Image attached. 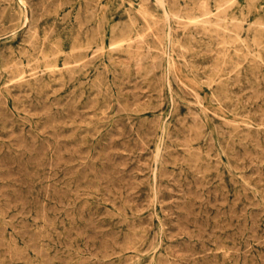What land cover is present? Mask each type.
<instances>
[{"label":"rangeland","instance_id":"rangeland-1","mask_svg":"<svg viewBox=\"0 0 264 264\" xmlns=\"http://www.w3.org/2000/svg\"><path fill=\"white\" fill-rule=\"evenodd\" d=\"M125 1L0 0V264H264V0Z\"/></svg>","mask_w":264,"mask_h":264},{"label":"bare ground","instance_id":"bare-ground-1","mask_svg":"<svg viewBox=\"0 0 264 264\" xmlns=\"http://www.w3.org/2000/svg\"><path fill=\"white\" fill-rule=\"evenodd\" d=\"M50 1V0H49ZM57 1V0H56ZM127 1V0H126ZM125 1V2H126ZM174 1V0H173ZM215 1V0H214ZM232 1V0H231ZM234 1V0H233ZM252 1V0H251ZM7 2V1H6ZM39 2V1H38ZM123 2V1H122ZM142 2V1H141ZM165 2V1H164ZM176 2V1H175ZM192 2V1H191ZM197 2V1H196ZM52 3H53V1H52ZM51 3V4H52ZM70 3V2H69ZM92 3V2H91ZM129 3V2H128ZM127 3V4H128ZM213 3V2H212ZM232 3V2H231ZM231 3H229V4H231ZM39 4H41V3H39ZM54 4V3H53ZM88 4H89V1H88ZM93 4V3H92ZM168 4V3H167ZM180 4V3H179ZM192 4V3H191ZM214 4H216V3H214ZM221 4V6H222V4H224V6H225V3H219V5ZM228 4V3H227ZM251 4V3H250ZM50 5V4H49ZM54 5H56V4H54ZM178 5V4H177ZM193 5V4H192ZM48 6V5H47ZM46 6V7H47ZM108 6V5H107ZM138 6V5H137ZM175 5H173V7H174ZM185 6V5H184ZM200 6V5H199ZM227 6V5H226ZM28 7V6H27ZM38 7V6H37ZM63 7V6H62ZM79 7V6H78ZM131 7V6H130ZM170 7V6H169ZM207 7V6H206ZM220 7V6H219ZM253 7V6H252ZM34 8V7H33ZM55 8V7H54ZM129 8V7H128ZM127 8V9H128ZM180 8V7H179ZM195 8H198V7H195ZM216 8V7H215ZM221 8V7H220ZM222 8H223V6H222ZM44 9V8H43ZM102 9V8H101ZM105 9V8H104ZM103 9V10H104ZM108 9V8H107ZM117 9V8H116ZM125 9V8H124ZM133 9V8H132ZM186 9V8H185ZM199 9V8H198ZM218 9V8H217ZM230 9V8H229ZM257 9V8H256ZM53 10V9H52ZM86 10V9H85ZM93 10V9H92ZM167 10V9H166ZM182 10V9H181ZM219 10V9H218ZM217 10V11H218ZM44 11V10H43ZM51 11V10H50ZM69 11V10H68ZM139 11V10H138ZM189 11V10H188ZM192 11V10H191ZM194 11V10H193ZM202 11V10H201ZM47 12V11H46ZM81 12V11H80ZM86 12V11H85ZM187 12V11H186ZM256 12V11H255ZM41 13V12H40ZM104 13V12H103ZM117 13V12H116ZM132 13V12H131ZM145 13V12H144ZM185 13V12H184ZM201 13V12H200ZM209 11L207 10V9H205L203 12H202V14H204V15H209ZM66 14H67V11H66ZM85 14V13H84ZM93 14V13H92ZM137 14V13H136ZM176 14V13H175ZM178 14V13H177ZM219 14H222V13H218V15ZM102 15V14H101ZM130 15V14H129ZM162 15V14H161ZM173 15V14H172ZM191 15H195V14H191ZM33 16V15H32ZM70 16V15H69ZM83 16V15H82ZM85 16V15H84ZM88 16V15H87ZM91 16V15H90ZM97 16V15H96ZM138 16V15H137ZM174 16V15H173ZM172 16V17H173ZM184 16H186V15H184ZM196 16H198V15H196ZM210 16H211V14H210ZM217 16V15H216ZM224 16V15H223ZM223 16H221V17H223ZM225 16H226V14H225ZM47 17V16H46ZM80 17V16H79ZM127 17V16H126ZM144 17H145V15H144ZM180 17V16H179ZM191 17V16H190ZM252 17V16H251ZM30 18V17H29ZM66 18V17H65ZM74 18V17H73ZM83 18V17H82ZM85 18H86V16H85ZM134 18V17H133ZM174 18V17H173ZM195 18H198V17H195ZM217 18V17H216ZM231 18V17H230ZM35 19H38V18H35ZM89 19H91V18H89ZM146 19V18H145ZM164 19H165V17H164ZM180 19V18H179ZM192 19V18H191ZM202 19V18H201ZM33 20H34V18H33ZM69 20V19H68ZM101 20H102V18H101ZM182 20V19H181ZM188 20V19H187ZM186 20V21H187ZM195 20V19H194ZM199 20V19H198ZM215 20V19H214ZM219 20H222L221 18L219 19ZM225 20V19H224ZM224 20H223V22H224ZM229 20V19H228ZM77 21V20H76ZM75 21V22H76ZM85 21V20H84ZM98 21V20H97ZM96 21V22H97ZM129 21H130V19H129ZM147 21V20H146ZM176 21V20H175ZM204 21V20H203ZM232 21V20H231ZM237 21V20H236ZM101 22H103V21H101ZM126 22V21H125ZM132 22V21H131ZM188 22V21H187ZM190 22V21H189ZM192 22H193V20H192ZM210 22V21H209ZM228 22H230V21H228ZM233 22H234V19H233ZM238 22V21H237ZM250 22V21H249ZM252 22H254V21H252ZM34 23V22H33ZM88 23H89V21H88ZM94 23V22H93ZM118 23V22H117ZM127 23V22H126ZM143 23V22H142ZM200 23V22H199ZM204 23V22H203ZM220 23H221V21H220ZM254 23H256V22H254ZM31 24V23H30ZM77 24V23H76ZM87 24V23H86ZM98 24V23H97ZM101 24H103V23H101ZM115 24V23H114ZM119 24V23H118ZM124 24V23H123ZM123 24H121L122 26H123ZM141 24V23H140ZM165 24V23H164ZM189 24V23H188ZM197 24V23H196ZM200 24H202V23H200ZM210 24V23H209ZM208 24V25H209ZM38 25V24H37ZM95 25V24H94ZM203 25V24H202ZM222 25V24H221ZM228 25V24H227ZM232 25V24H231ZM230 25V26H231ZM96 26V25H95ZM110 26V25H109ZM152 26V25H151ZM204 26V25H203ZM213 26V25H212ZM215 26V28H216V25H214ZM233 26V25H232ZM253 26V25H252ZM26 27V26H25ZM33 27V26H32ZM87 27V26H86ZM116 27H117V25H116ZM132 27V26H131ZM170 27V26H169ZM181 27V26H180ZM183 27V26H182ZM181 27V28H182ZM193 27V26H192ZM206 27H207V25H206ZM205 27V28H206ZM225 27V26H224ZM255 27V26H254ZM31 28V27H30ZM29 28V29H30ZM48 28H49V26H48ZM90 28V27H89ZM88 28V29H89ZM97 28V27H96ZM111 28V27H110ZM124 28V27H123ZM200 28H201V26H200ZM213 28V27H212ZM221 28V27H220ZM227 28V27H226ZM126 29V28H125ZM128 29V28H127ZM135 29V28H134ZM149 29V28H148ZM154 29V28H153ZM152 29V30H153ZM184 29V28H183ZM223 29V28H222ZM28 30V29H27ZM52 30V29H51ZM57 30V29H56ZM61 30V29H60ZM79 30V29H78ZM91 30V29H90ZM113 30V29H112ZM116 30V29H115ZM118 30V29H117ZM116 30V31H117ZM144 30V29H143ZM120 31V30H119ZM131 31V30H130ZM136 31V30H135ZM162 31V30H161ZM172 31H173V29H172ZM187 31V30H186ZM207 31V30H206ZM126 32V31H125ZM124 32V33H125ZM155 32H157V30L155 31ZM163 32H165V31H163ZM224 32H225V30H224ZM35 33V32H34ZM53 33V32H52ZM55 33V32H54ZM150 33V32H149ZM158 33V32H157ZM161 33V32H160ZM215 33H216V31H215ZM222 33V32H221ZM227 33H229V32H227ZM254 33V32H253ZM37 34H38V32H37ZM94 34V33H93ZM126 34V33H125ZM151 34V33H150ZM194 34V33H193ZM207 34H209V33H207ZM224 34V33H223ZM222 34V35H223ZM28 35V34H27ZM26 35V37H28ZM51 35V34H50ZM116 35V34H115ZM143 35V34H142ZM154 35H156V34H154ZM183 35V34H182ZM245 35V34H244ZM31 36H32V34H31ZM49 36V35H48ZM48 36H46V37H48ZM137 36H138V34H137ZM141 36V35H140ZM199 36V35H198ZM211 36V35H210ZM252 36V35H251ZM254 36V35H253ZM34 37V36H33ZM51 37V36H50ZM139 37V36H138ZM147 37V36H146ZM157 37V36H156ZM238 37V36H237ZM30 38V37H29ZM40 38V37H39ZM145 38V37H144ZM152 38V37H151ZM175 38V37H174ZM34 39V38H33ZM38 39V38H37ZM86 39V38H85ZM110 39V38H109ZM133 39H135L134 37H133ZM137 39V38H136ZM140 39H141V37H140ZM150 39V38H149ZM154 39V38H153ZM152 39V40H153ZM222 39H225V38H222ZM47 40V39H46ZM94 40V39H93ZM145 40V39H144ZM144 40H143V42H144ZM59 41V40H58ZM74 41V40H73ZM111 41V40H110ZM136 41V40H135ZM138 41H139V38H138ZM151 41V40H150ZM32 42H33V40H32ZM156 42V41H155ZM40 43V42H39ZM116 43V42H115ZM114 43V44H115ZM138 43V42H137ZM142 43V42H141ZM147 43V42H146ZM242 44H244V43H242ZM246 44V43H245ZM72 45V44H71ZM99 45V44H98ZM98 45H96V46H98ZM125 45V44H124ZM147 45V44H146ZM254 45V44H253ZM18 46V45H17ZM34 46V45H33ZM55 46V45H54ZM115 46H117V45H115ZM224 46H225V44H224ZM223 46V47H224ZM110 47V46H109ZM112 47V46H111ZM111 47H110V49H111ZM120 47V46H119ZM150 47V46H149ZM180 47V46H179ZM229 47V46H228ZM60 48V47H59ZM117 48V47H116ZM165 48V47H164ZM170 48V47H169ZM175 48V47H174ZM254 48V47H253ZM32 49V48H31ZM85 49V48H84ZM112 49H114V48H112ZM147 49V48H146ZM160 49H161V47H160ZM163 49V48H162ZM171 49V48H170ZM233 49V48H232ZM40 50V49H39ZM58 50V49H57ZM116 50V49H115ZM114 50V51H115ZM117 50H118V48H117ZM116 50V51H117ZM154 50H156V49H154ZM177 50V49H176ZM180 50V49H179ZM208 50H210V49H208ZM56 51V50H55ZM70 51V50H69ZM68 51V52H69ZM72 51V50H71ZM86 51V50H85ZM101 52H102V50H100ZM184 51H186V50H184ZM28 52V51H27ZM73 52V51H72ZM81 52V51H80ZM95 52H97V51H95ZM111 52V51H110ZM151 52V51H150ZM153 52H155V51H153ZM71 53V52H70ZM74 53V52H73ZM147 53V52H146ZM160 53H164V52H160ZM66 54V53H65ZM76 54V53H75ZM84 54H87L86 52L84 53ZM97 54V53H96ZM148 54V53H147ZM146 54V55H147ZM127 55V54H126ZM151 55V54H150ZM160 55V54H159ZM251 55V54H250ZM16 56V55H15ZM27 58H28V56L27 55H25ZM24 56V57H25ZM44 56V55H43ZM67 56V55H66ZM72 56V55H71ZM97 56V55H96ZM125 56V55H124ZM20 57V56H19ZM91 58H93L92 56H90ZM141 57V56H140ZM146 57V56H145ZM149 57V56H148ZM52 58V57H51ZM68 58V57H67ZM112 58V57H111ZM128 58H129V56H128ZM136 58H138V57H136ZM157 58H158V56H157ZM182 58V57H181ZM253 58V57H252ZM90 59V58H89ZM109 59V58H108ZM159 59V58H158ZM223 59V58H222ZM34 60V59H33ZM76 60V59H75ZM143 60V59H142ZM171 60V59H170ZM181 60V59H180ZM29 61H31V60H29ZM35 61V60H34ZM33 61V62H34ZM141 61V60H140ZM145 61V60H144ZM150 61V60H149ZM158 61V60H157ZM181 61H183V60H181ZM15 62H19V61H15ZM74 62V61H73ZM83 62H84V60H83ZM89 62V61H88ZM135 62H137V61H135ZM153 62V61H152ZM210 62V61H209ZM224 62V61H223ZM236 62V61H235ZM31 63V62H30ZM113 63V62H112ZM143 63V62H142ZM172 63V62H171ZM184 63V62H183ZM36 64V63H35ZM65 64V63H64ZM78 65H79V63H77ZM114 64V63H113ZM154 64V63H153ZM190 64V63H189ZM251 64V63H250ZM77 65V66H78ZM85 65V64H84ZM88 65V64H87ZM105 65V64H104ZM136 65H137V63H136ZM160 65H161V62H160ZM159 65V66H160ZM263 65H264V63H263ZM22 66V65H21ZM33 66V65H32ZM49 66V65H48ZM60 66H62V65H60ZM76 66V67H77ZM82 66V65H81ZM126 66V65H125ZM151 66V65H150ZM154 66H156V65H154ZM159 66L157 67V68H159ZM165 66V65H164ZM10 67V66H9ZM38 67V66H37ZM41 67V66H40ZM44 67V66H43ZM64 67V66H63ZM72 67V66H71ZM102 67V66H101ZM103 67H105V66H103ZM136 67V66H135ZM134 67V68H135ZM151 67H153V66H151ZM30 68V67H29ZM94 68V67H93ZM113 68V67H112ZM156 68V67H155ZM154 68V69H155ZM243 68V67H242ZM41 69V68H40ZM39 69V70H40ZM57 69V68H56ZM67 69H68V67H67ZM81 69H83V68H81ZM152 69V68H151ZM21 70V69H20ZM55 70V69H54ZM80 70V69H79ZM161 70V69H160ZM159 70V71H160ZM175 70V69H174ZM173 70V71H174ZM42 71V70H41ZM50 71V70H49ZM71 71H72V69H71ZM99 71V70H98ZM138 71H140V69L138 70ZM244 71V70H243ZM16 72V71H15ZM18 72V71H17ZM66 72H68V71H66ZM100 72V71H99ZM117 72V71H116ZM165 72V71H164ZM176 72V71H175ZM33 73V72H32ZM44 73H45V71H44ZM72 73V72H71ZM119 73V72H118ZM142 73V72H141ZM21 74V72L20 73H18L17 74V79L18 78H21L22 76L20 75ZM70 74V73H69ZM37 75V74H36ZM53 75V74H52ZM78 75V74H77ZM19 76V77H18ZM41 76V75H40ZM59 76H60V73H59ZM68 76V75H67ZM74 76V75H73ZM91 76H92V74H91ZM104 76V75H103ZM89 77V76H88ZM163 77V76H162ZM262 77V76H261ZM172 78V77H171ZM174 78V77H173ZM102 79V78H101ZM158 79V78H157ZM14 80V79H13ZM41 80V79H40ZM67 81V80H66ZM96 82V81H95ZM117 82V81H116ZM37 83V82H36ZM80 83V82H79ZM92 83V82H91ZM97 83V82H96ZM247 83V82H246ZM38 84V83H37ZM159 84V83H158ZM186 84V83H185ZM215 84V83H214ZM72 85V84H71ZM119 85V84H118ZM107 87V86H106ZM114 87V86H113ZM111 88V87H110ZM116 88V87H115ZM124 88V87H123ZM189 88V87H188ZM109 89V88H108ZM98 90V89H97ZM122 90V89H121ZM186 91V90H185ZM106 92V91H105ZM116 92V91H115ZM108 93V92H107ZM186 93V92H185ZM98 94V93H97ZM117 94V93H116ZM195 94H197V93H195ZM263 95V94H262ZM98 96V95H97ZM192 96V95H191ZM109 97V96H108ZM159 97V96H158ZM200 97V96H199ZM202 97V96H201ZM200 97V98H201ZM195 98V97H194ZM215 98V97H214ZM114 100V99H113ZM117 100V99H116ZM216 100V99H215ZM100 101V100H99ZM201 101V100H200ZM104 103V102H103ZM197 103V102H196ZM199 104V103H198ZM106 105V104H105ZM119 106H121V105H119ZM154 106V105H153ZM152 106V107H153ZM202 106V105H201ZM116 107V106H115ZM124 107H125V105H124ZM199 108V107H198ZM108 110V109H107ZM121 110V109H120ZM129 110H130V108H129ZM196 110V109H195ZM106 111V110H105ZM158 111V110H157ZM121 112V111H120ZM126 112V111H125ZM188 112V111H187ZM119 113V112H118ZM211 113V112H210ZM213 113V112H212ZM259 113V112H258ZM117 114V113H116ZM113 115V114H112ZM156 116V115H155ZM191 116V115H190ZM131 117V116H130ZM157 117V116H156ZM193 117V116H192ZM217 117V116H216ZM223 117V116H222ZM109 118H110V116H109ZM196 118V117H195ZM219 118V117H218ZM224 118V117H223ZM146 119V118H145ZM157 120V119H156ZM223 120V119H222ZM123 121V120H122ZM125 121V120H124ZM123 121V122H124ZM151 121V120H150ZM195 121V120H194ZM227 121V120H226ZM232 121V120H231ZM237 121V120H236ZM129 122V121H128ZM148 122V121H147ZM152 122V121H151ZM151 122H150V124H151ZM127 123V122H126ZM229 123V122H228ZM234 123H235V121H234ZM261 123V122H260ZM226 124V123H225ZM231 124H232V122H231ZM153 125V124H152ZM238 125V124H237ZM128 126H129V124H128ZM203 126V125H202ZM231 126V125H230ZM236 126V125H235ZM245 126V125H244ZM247 126V125H246ZM142 127V126H141ZM219 127V126H218ZM135 128V127H134ZM221 128V127H220ZM137 130V129H136ZM128 131V130H127ZM212 131V130H211ZM226 131V130H225ZM154 132V131H153ZM198 132V131H197ZM262 132V131H261ZM136 134V133H135ZM214 134V133H213ZM229 135H230V133H228ZM234 135V134H233ZM212 136V135H211ZM262 136V135H261ZM139 139V138H138ZM233 140H234V138H233ZM212 141H213V139H212ZM147 142V141H146ZM241 142V141H240ZM257 142V141H256ZM139 143V142H138ZM142 143V142H141ZM213 143V142H212ZM211 143V144H212ZM144 144V143H143ZM142 144V145H143ZM260 144V143H259ZM189 145V144H188ZM213 145V144H212ZM261 145V144H260ZM164 146V145H163ZM188 149V148H187ZM261 149V148H260ZM263 149V148H262ZM264 150V149H263ZM52 151V150H51ZM162 154V153H161ZM244 154H245V152H244ZM246 155V154H245ZM51 156V155H50ZM163 156V155H162ZM250 156V155H249ZM248 156V157H249ZM254 156V155H253ZM56 157V156H55ZM47 158V157H46ZM244 158V157H243ZM55 159V158H54ZM226 159V158H225ZM56 160V159H55ZM215 161H217L216 159H215ZM250 161V160H249ZM42 162V161H41ZM47 162V161H46ZM45 162V163H46ZM251 162H252V160H251ZM45 163H44V165H45ZM58 163V162H57ZM51 164V163H50ZM106 164V163H105ZM194 164V163H193ZM40 165H42V164H40ZM39 165V166H40ZM49 164L47 163V166H48ZM52 165V164H51ZM214 166H215V164H214ZM225 166V165H224ZM247 166V165H246ZM249 166V165H248ZM248 166H247V168H248ZM255 166V165H254ZM257 166V165H256ZM261 166V165H260ZM36 167H38V165H36ZM35 167V169L37 170V168ZM50 167V166H49ZM106 167V166H105ZM110 167V166H109ZM166 167V166H165ZM258 168V167H257ZM50 170V169H49ZM115 170V169H114ZM117 170V169H116ZM256 171V170H255ZM43 172H45V171H43ZM106 172V171H105ZM40 173V172H39ZM159 173V172H158ZM47 174V173H46ZM116 175H114V177H115ZM159 176V175H158ZM257 176H259V175H257ZM51 177V176H50ZM50 177H49V179H50ZM168 177V176H167ZM166 177V178H167ZM239 177V176H238ZM263 177V176H262ZM32 178V177H31ZM35 178V177H34ZM111 178V177H110ZM110 178H109V180H110ZM116 178V177H115ZM159 178V177H158ZM234 178V177H233ZM41 179V178H40ZM39 179V180H40ZM43 179V178H42ZM118 179V178H117ZM121 179V178H120ZM170 179V178H169ZM235 179V178H234ZM237 179V178H236ZM38 180V179H37ZM38 180V182H40ZM44 180V179H43ZM97 180H99V179H97ZM30 181V180H29ZM34 181V180H33ZM116 181V180H115ZM154 181V180H153ZM168 181V180H167ZM27 182V181H26ZM235 182V181H234ZM243 182V181H242ZM36 183H37V181H36ZM51 184H52V182H50ZM113 183H115V182H113ZM112 183V184H113ZM119 183V182H118ZM154 183V182H153ZM244 183V182H243ZM173 184V183H172ZM49 185V184H48ZM117 185V184H116ZM165 185V184H164ZM243 185V184H242ZM53 186V185H52ZM76 186V185H75ZM119 186V185H118ZM148 186V185H147ZM245 186H247V185H245ZM35 187V186H34ZM39 187V186H38ZM165 187V186H164ZM53 188H54V186H53ZM74 188H76V187H74ZM73 188V189H74ZM169 188V187H168ZM49 189V188H48ZM47 189V190H48ZM35 190V189H34ZM40 190H42V189H40ZM62 190V189H61ZM77 190V189H76ZM107 190V189H106ZM245 190V189H244ZM50 191V190H49ZM53 191V190H52ZM240 191V190H239ZM238 191V192H239ZM36 192V191H35ZM105 192V191H104ZM255 192V191H254ZM22 193V192H21ZM42 193V192H41ZM45 193H46V191H45ZM56 194H57V192H55ZM61 193V192H60ZM250 193H251V191H250ZM25 194V193H24ZM29 194V193H28ZM39 194V193H38ZM255 194V193H254ZM47 195V194H46ZM49 195V194H48ZM55 195V194H54ZM241 195V194H240ZM247 194H245V196H246ZM253 195V194H252ZM24 196H26V195H24ZM36 196V195H35ZM39 196V195H38ZM120 196V195H119ZM22 197V196H21ZM28 197V196H27ZM37 197V196H36ZM106 197V196H105ZM124 197V196H123ZM26 198V197H25ZM59 198H60V196H59ZM58 198V199H59ZM108 198V197H107ZM247 198H249V197H247ZM53 199V198H52ZM104 199V198H103ZM34 200H36V199H34ZM44 200V199H43ZM43 200H40V201H43ZM127 200V199H126ZM129 200V199H128ZM148 200V199H147ZM125 201V200H124ZM159 201V200H158ZM258 201V200H257ZM53 202H55V201H53ZM52 202V203H53ZM130 202V201H129ZM26 203V202H25ZM39 203V202H38ZM235 203V202H234ZM147 204V203H146ZM228 204V203H227ZM44 205H46V204H44ZM55 205V204H54ZM59 205V204H58ZM62 205V204H61ZM186 205V204H185ZM29 206H30V204H29ZM28 206V207H29ZM51 207V206H50ZM49 207V208H50ZM54 207V206H53ZM134 207H135V205H134ZM123 208V207H122ZM153 208H154V206H153ZM159 208V207H158ZM188 208V207H187ZM244 208H245V206H244ZM29 209V208H28ZM42 209V208H41ZM243 209V208H242ZM241 209V210H242ZM7 210V209H6ZM56 210H58V209H56ZM125 210V209H124ZM104 211V210H103ZM130 211V210H129ZM136 211V210H135ZM191 211V210H190ZM58 212V211H57ZM43 213H44V211H43ZM69 213V212H68ZM189 213V212H188ZM234 213V212H233ZM241 213V212H240ZM135 214V213H134ZM149 214H151L150 212H149ZM43 215V214H42ZM55 215V214H54ZM69 215V214H68ZM229 215V214H228ZM233 215V214H232ZM27 216V215H26ZM107 216V215H106ZM132 216V215H131ZM147 216V215H146ZM186 216V215H185ZM189 216V215H188ZM199 216H201V215H199ZM208 216V215H207ZM234 216V215H233ZM236 216V215H235ZM25 217V216H24ZM35 217V216H34ZM47 217V216H46ZM72 217H74V216H72ZM81 217V216H80ZM148 217V216H147ZM184 217V216H183ZM191 217H193V216H191ZM226 217V216H225ZM246 217V216H245ZM250 217V216H249ZM48 218V217H47ZM66 218V217H65ZM83 218V217H82ZM139 218V217H138ZM150 217H148V219H149ZM190 218V217H189ZM194 218V217H193ZM202 218V217H201ZM207 218V217H206ZM238 218V217H237ZM56 219H57V217H56ZM80 219V218H79ZM132 219V218H131ZM137 219V218H136ZM188 219V218H187ZM224 219V218H223ZM51 220V219H50ZM139 220V219H138ZM151 220V219H150ZM158 220V219H157ZM186 219H184V221H185ZM198 220V219H197ZM251 220V219H250ZM43 221V220H42ZM180 221V220H179ZM191 221V220H190ZM194 221V220H193ZM237 221V220H236ZM51 222V221H50ZM92 222V221H91ZM140 222V221H139ZM151 222H153V220L151 221ZM243 222H244V220H243ZM256 222V221H255ZM52 223V222H51ZM187 223V222H186ZM202 223V222H201ZM206 223V222H205ZM217 223V222H216ZM26 224V223H25ZM111 224V223H110ZM136 224V223H135ZM152 224V223H151ZM154 224V223H153ZM183 224V223H182ZM200 224V223H199ZM198 224V225H199ZM238 224V223H237ZM250 224V223H249ZM161 225V224H160ZM197 225V224H196ZM207 225V224H206ZM255 225H257V224H255ZM153 226V225H152ZM201 226V225H200ZM3 227V226H2ZM71 227H72V225H71ZM257 227V226H256ZM65 228V227H64ZM73 228V227H72ZM218 228V227H217ZM259 228V227H258ZM171 229V228H170ZM201 229V228H200ZM211 229V228H210ZM25 230V229H24ZM26 230H27V228H26ZM32 230V229H31ZM135 230V229H134ZM193 230V229H192ZM203 230V229H202ZM253 230V229H252ZM206 231V230H205ZM28 232V231H27ZM35 232H36V230H35ZM60 232V231H59ZM114 232V231H113ZM3 233V232H2ZM29 233V232H28ZM68 233V232H67ZM110 233H112V232H110ZM186 233V232H185ZM199 233V232H198ZM200 233H201V230H200ZM90 234V233H89ZM101 234V233H100ZM99 234V235H100ZM157 234V233H156ZM205 234H207V233H205ZM227 234V233H226ZM31 235V234H30ZM69 235V234H68ZM103 235V234H102ZM155 235V234H154ZM208 235V234H207ZM210 236H211V234H209ZM212 235H214L213 233H212ZM230 235V234H229ZM59 236V235H58ZM67 236V235H66ZM93 236V235H92ZM98 236V235H97ZM90 237V236H89ZM88 237V238H89ZM112 237V236H111ZM155 237V236H154ZM165 237V236H164ZM187 237V236H186ZM193 237V236H192ZM191 237V238H192ZM197 237V236H196ZM258 237V236H257ZM30 238V237H29ZM51 238V237H50ZM104 238V237H103ZM107 238V237H106ZM207 238V237H206ZM230 238V237H229ZM260 238V237H259ZM153 239V238H152ZM156 239V238H155ZM166 239V238H165ZM67 240V239H66ZM69 240V239H68ZM100 240V239H99ZM108 240V239H107ZM219 240V238H217V240L216 241H218ZM221 240V239H220ZM262 240V239H261ZM169 241V240H168ZM213 241H214V239H213ZM244 241V240H243ZM3 242V241H2ZM88 242V241H87ZM95 242V241H94ZM191 242V241H190ZM153 243V242H152ZM202 243V242H201ZM214 243V242H213ZM218 243V242H217ZM7 244V243H6ZM85 244V243H84ZM95 244V243H94ZM113 244H114V242H113ZM34 245V244H33ZM93 245V244H92ZM99 245V244H98ZM105 245H108V243L107 244H105ZM186 245V244H185ZM219 245V244H218ZM221 245V244H220ZM32 246V245H31ZM39 245H37V247H38ZM90 246V245H89ZM94 246V245H93ZM104 246V245H103ZM247 246V245H246ZM98 247V246H97ZM182 247V246H181ZM181 247H180V249H181ZM195 247V246H194ZM101 248V247H100ZM151 248V247H150ZM184 248V247H183ZM182 248V249H183ZM187 248V247H186ZM189 248V247H188ZM196 248V247H195ZM205 248V247H204ZM64 249V248H63ZM95 249V248H94ZM119 249V248H118ZM146 249V248H145ZM164 249V248H163ZM42 250V249H41ZM99 250V249H98ZM110 250V249H109ZM148 250H150V249H148ZM193 250V249H192ZM13 251V250H12ZM21 251V250H20ZM67 251V250H66ZM82 251V250H81ZM112 251V250H111ZM113 251H114V249H113ZM135 251V250H134ZM190 251V250H189ZM217 251V250H216ZM245 251H246V249H245ZM56 252V251H55ZM68 252V251H67ZM98 252V251H97ZM147 252V251H146ZM149 252V251H148ZM164 252V251H163ZM191 252H193V251H191ZM196 252V251H195ZM235 252V251H234ZM40 253V252H39ZM48 253V252H47ZM199 253V252H198ZM210 253V252H209ZM3 254V253H2ZM20 254V253H19ZM44 254V253H43ZM101 254V253H100ZM102 254H103V252H102ZM112 254H114V253H112ZM186 254V253H185ZM204 254V253H203ZM202 254V255H203ZM208 254V253H207ZM247 254V253H246ZM13 255V254H12ZM104 255V254H103ZM175 255V254H174ZM195 255V254H194ZM216 255V254H215ZM243 255V254H242ZM36 256V255H35ZM46 256V255H45ZM94 256V255H93ZM96 256H98V255H96ZM118 256V255H117ZM167 256V255H166ZM206 256V255H205ZM204 256V257H205ZM95 257V256H94ZM102 257V256H101ZM191 257H192V255H191ZM215 257V256H214ZM105 258V257H104ZM103 258V259H104ZM131 258V257H130ZM195 258V257H194ZM206 258V257H205ZM256 258V257H255ZM1 259V258H0ZM93 259V258H92ZM100 259V258H99ZM113 259V258H112ZM128 259H129V257H128ZM163 259H164V257H163ZM188 259V258H187ZM193 259V258H192ZM111 260V259H110ZM124 260V259H123ZM134 260V259H133ZM167 260H169V259H167ZM12 261V260H11ZM47 261V260H46ZM193 261V260H192ZM92 262V261H91ZM103 262V261H102ZM109 262H111V261H109ZM109 262H107V264H109ZM130 262H132V261H130ZM10 263V262H9ZM98 262H96V264H97ZM114 263V262H113ZM168 263H169V261H168ZM198 263H199V261H198ZM121 264V263H120ZM147 264V263H146ZM149 264H150V262H149ZM213 264V263H212Z\"/></svg>","mask_w":264,"mask_h":264}]
</instances>
